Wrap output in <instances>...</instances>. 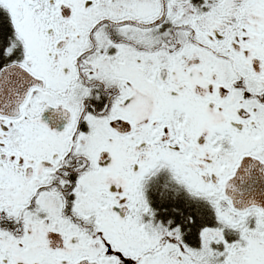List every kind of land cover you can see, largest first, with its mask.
I'll return each instance as SVG.
<instances>
[{"label":"snow or ice","instance_id":"6c2138e0","mask_svg":"<svg viewBox=\"0 0 264 264\" xmlns=\"http://www.w3.org/2000/svg\"><path fill=\"white\" fill-rule=\"evenodd\" d=\"M0 264H264V0H0Z\"/></svg>","mask_w":264,"mask_h":264}]
</instances>
